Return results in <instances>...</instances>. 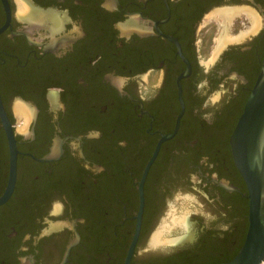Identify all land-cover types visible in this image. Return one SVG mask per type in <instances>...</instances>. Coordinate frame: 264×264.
I'll return each mask as SVG.
<instances>
[{"label":"flooded vegetation","instance_id":"obj_1","mask_svg":"<svg viewBox=\"0 0 264 264\" xmlns=\"http://www.w3.org/2000/svg\"><path fill=\"white\" fill-rule=\"evenodd\" d=\"M263 63L264 0H0V264L232 260Z\"/></svg>","mask_w":264,"mask_h":264},{"label":"water","instance_id":"obj_2","mask_svg":"<svg viewBox=\"0 0 264 264\" xmlns=\"http://www.w3.org/2000/svg\"><path fill=\"white\" fill-rule=\"evenodd\" d=\"M229 142L233 161L247 188L248 230L234 258L222 264H261L264 261V63ZM10 192L8 188L0 204ZM137 233L124 264H130Z\"/></svg>","mask_w":264,"mask_h":264},{"label":"rangeland","instance_id":"obj_3","mask_svg":"<svg viewBox=\"0 0 264 264\" xmlns=\"http://www.w3.org/2000/svg\"><path fill=\"white\" fill-rule=\"evenodd\" d=\"M225 18L223 17V18H219L218 19V22H217V26H216V29H215V31H216V33H217V35H215V39L217 40L216 41V46L215 47H217V43L220 41V39H221V37H222V35H223V33L225 32V35H227V33H228V35H229V37H231V36H233L234 35V31L235 30H240L239 32V34L237 35V36H240V35H242V34H246V33H248L249 31H250V29H252V27H253V24H254V22L255 21H252V19L249 17V22H250V25H246L245 27H243L242 25H241V23H237V24H233L232 22H230L228 25H227V27H226V25H225ZM232 27V28H231ZM230 29H231V31H230ZM227 31V32H226ZM237 31V32H238ZM227 35V36H228ZM218 37V38H217ZM228 37V38H229ZM215 39L213 40V41H215ZM213 47H214V45L213 44H211L210 45V51H209V53L213 50ZM215 50V49H214ZM209 55V54H208ZM188 207H187V205L186 206H183V207H181V210L182 209H187Z\"/></svg>","mask_w":264,"mask_h":264},{"label":"bare ground","instance_id":"obj_4","mask_svg":"<svg viewBox=\"0 0 264 264\" xmlns=\"http://www.w3.org/2000/svg\"><path fill=\"white\" fill-rule=\"evenodd\" d=\"M234 16V12L233 11H226V12H224V15H223V17L226 19L225 20V25H226V27H227V25L230 23L229 21L231 20V18ZM233 19V18H232ZM255 26H256V24H255ZM227 32V31H226ZM224 34H225V32H224ZM227 39H229L228 38V36L226 35L225 37H224V39L223 40H221V43L223 42H226V40ZM229 41V40H228ZM232 41V40H231ZM227 43V42H226ZM22 113H24L23 111H22ZM179 220V219H178ZM177 220V221H178ZM177 222H175L174 223V225L176 224ZM178 223H182V218L178 221ZM182 225V224H181ZM187 226V225H186ZM161 234H162V232H159L157 235H154L153 237L154 238H152L153 240H152V242L153 243H157V242H160V237H161ZM162 240V239H161Z\"/></svg>","mask_w":264,"mask_h":264},{"label":"built area","instance_id":"obj_5","mask_svg":"<svg viewBox=\"0 0 264 264\" xmlns=\"http://www.w3.org/2000/svg\"><path fill=\"white\" fill-rule=\"evenodd\" d=\"M261 264H264V261H263V262H261Z\"/></svg>","mask_w":264,"mask_h":264}]
</instances>
